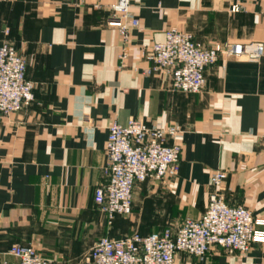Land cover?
<instances>
[{
  "label": "crops",
  "instance_id": "1",
  "mask_svg": "<svg viewBox=\"0 0 264 264\" xmlns=\"http://www.w3.org/2000/svg\"><path fill=\"white\" fill-rule=\"evenodd\" d=\"M114 2L0 0V45L25 58L34 83L30 107L0 118V261H12L10 247L21 245L50 264H91L84 258L102 237L133 228L146 236L199 219L217 171L226 175V205L264 222V55L257 63L220 57L205 69L199 94H182L144 74L152 64L142 53L170 28L205 48H264V0H135L130 19L138 27L126 42L107 25ZM235 5L240 11L231 13ZM131 119L180 128L179 173L137 183L131 215L108 225L93 194L103 182L108 127ZM164 220L175 224L163 227ZM175 263L264 264V244L244 256L220 247L203 258L179 253Z\"/></svg>",
  "mask_w": 264,
  "mask_h": 264
},
{
  "label": "built area",
  "instance_id": "2",
  "mask_svg": "<svg viewBox=\"0 0 264 264\" xmlns=\"http://www.w3.org/2000/svg\"><path fill=\"white\" fill-rule=\"evenodd\" d=\"M135 0H115L111 6L108 27L118 30L126 42L129 30L138 27L130 19ZM235 5L231 13H238ZM8 35V31L4 32ZM152 66L147 76L166 79L172 92L199 94L204 85L205 69L220 57L238 62L257 63L264 55L260 43H215L205 48L184 32L170 28L164 40L142 52ZM126 53L119 56L121 64ZM34 101V83L26 78V60L8 42L0 45V118L22 112ZM181 134L177 126L150 127L131 119L124 125L112 122L105 145L106 165L103 182L93 194L96 209L111 225L115 217L132 212V193L137 183H165L179 173L182 147L175 140ZM226 179L222 171L209 178V196L205 212L199 219L185 218L175 228L141 236L138 232L119 239L100 238L84 260L91 264H176L177 254L203 258L214 247L240 255L255 244H264V222L253 218L250 211L226 205L221 187ZM13 260L0 264H50L31 246L14 245L8 251Z\"/></svg>",
  "mask_w": 264,
  "mask_h": 264
},
{
  "label": "rangeland",
  "instance_id": "3",
  "mask_svg": "<svg viewBox=\"0 0 264 264\" xmlns=\"http://www.w3.org/2000/svg\"><path fill=\"white\" fill-rule=\"evenodd\" d=\"M166 183V182H165ZM128 218V217H127ZM130 218V217H129ZM173 224H175V223H173V222H169V221H166V220H164V223H163V227L164 226H171V225H173ZM131 232H139V229L138 228H133V229H131Z\"/></svg>",
  "mask_w": 264,
  "mask_h": 264
}]
</instances>
